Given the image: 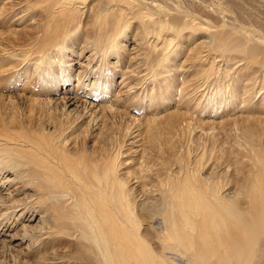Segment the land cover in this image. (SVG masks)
I'll list each match as a JSON object with an SVG mask.
<instances>
[{
	"label": "rangeland",
	"instance_id": "rangeland-1",
	"mask_svg": "<svg viewBox=\"0 0 264 264\" xmlns=\"http://www.w3.org/2000/svg\"><path fill=\"white\" fill-rule=\"evenodd\" d=\"M52 1L0 0V136L13 139L12 144L27 136L72 157L103 152L114 157L120 152L117 164L123 172H138L143 165L155 177L162 158H170V145L179 140V154L188 144L193 151L214 145L217 155H224L222 161L233 151L230 147L245 154L247 130L264 141V69L252 68L241 53L218 46L215 39L212 43L207 32L197 28L149 32L141 19H130L132 11L121 13L125 8L118 6L98 18L94 10L104 7L105 0L72 6ZM70 7L81 10L71 14L75 21L67 22L70 33L57 35V27L65 22L55 12ZM151 13L155 20L163 16L160 9ZM128 18L118 37L116 22ZM111 36L119 46L108 56L97 53L95 41ZM42 56L54 62L49 61L47 72L36 66ZM51 65L54 74L49 73ZM103 82L108 90L98 91ZM176 116L185 119L171 121ZM257 141L253 143L263 144ZM234 161L219 162L215 170L234 176ZM0 172V201L32 202L42 210L34 207L35 213L20 217L18 211L3 216L0 208V264H80L75 242L49 235L48 226L56 227L54 202L42 200L38 188H26L15 173Z\"/></svg>",
	"mask_w": 264,
	"mask_h": 264
},
{
	"label": "bare ground",
	"instance_id": "bare-ground-1",
	"mask_svg": "<svg viewBox=\"0 0 264 264\" xmlns=\"http://www.w3.org/2000/svg\"><path fill=\"white\" fill-rule=\"evenodd\" d=\"M105 1L104 7L94 10L98 18L109 15V7L118 6L125 8L121 13L132 11L130 19H141L149 32L197 28L206 31L212 43L216 40L218 46L241 53L252 68L264 69V0H179V4L171 0ZM84 2L88 0H53L52 5ZM156 9L163 14L158 20L151 13ZM80 10L56 11L65 24L54 33L68 35L67 22L75 21L71 14ZM130 19L116 22L118 37ZM49 36L55 38L52 33ZM119 44L111 36L95 41L94 47L97 53L108 56ZM65 49L61 47L59 53ZM39 59L36 66L45 67V72L50 69L49 61L54 63L49 57ZM232 59L235 56L229 57ZM51 68L49 73L54 74L56 69ZM229 75L235 77L234 73ZM106 85L103 82L96 89L103 91ZM173 119L178 122L185 117ZM254 132L247 130L243 136L244 155L238 148L237 152L234 147H230L233 151L228 149L231 153L227 150L230 155L225 160L231 158L238 165L234 176L216 171L225 160L212 144L194 151L188 144L179 154L176 148L181 140L173 142L178 145H170L172 159L162 158L153 177L143 165L138 172H123L119 168L122 164H117L120 152L114 157L105 152L72 157L56 146L44 148L27 136L14 144L13 139L0 136V141H5L0 143V171L15 173L26 188L36 186L42 200L54 202L56 227L48 226L49 235L57 233L75 242L74 255L80 264H264V141H257ZM133 179L136 186L131 184ZM31 203L0 201V208L5 210L3 216L18 211L25 217L35 213L34 207L42 213L41 206Z\"/></svg>",
	"mask_w": 264,
	"mask_h": 264
}]
</instances>
